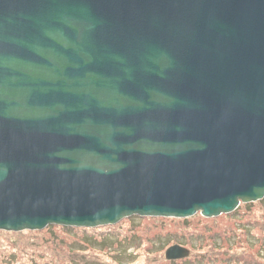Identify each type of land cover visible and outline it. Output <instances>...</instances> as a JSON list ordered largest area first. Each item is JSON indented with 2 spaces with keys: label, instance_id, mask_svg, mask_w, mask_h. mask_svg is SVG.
<instances>
[{
  "label": "water",
  "instance_id": "water-1",
  "mask_svg": "<svg viewBox=\"0 0 264 264\" xmlns=\"http://www.w3.org/2000/svg\"><path fill=\"white\" fill-rule=\"evenodd\" d=\"M263 197L264 0H0L1 230Z\"/></svg>",
  "mask_w": 264,
  "mask_h": 264
},
{
  "label": "rangeland",
  "instance_id": "rangeland-1",
  "mask_svg": "<svg viewBox=\"0 0 264 264\" xmlns=\"http://www.w3.org/2000/svg\"><path fill=\"white\" fill-rule=\"evenodd\" d=\"M173 244L189 254L174 264H264V197L213 217L134 215L93 228L0 229V264H169L164 253Z\"/></svg>",
  "mask_w": 264,
  "mask_h": 264
},
{
  "label": "bare ground",
  "instance_id": "bare-ground-1",
  "mask_svg": "<svg viewBox=\"0 0 264 264\" xmlns=\"http://www.w3.org/2000/svg\"><path fill=\"white\" fill-rule=\"evenodd\" d=\"M130 216H134V215H130ZM130 216H126V217H130ZM125 217V218H126ZM123 218H121L120 220H122ZM120 220H118L117 221V223L120 221ZM116 223V222H115ZM104 225H113V224H104ZM104 225H97V226H95V227H99V226H104ZM94 227V226H93Z\"/></svg>",
  "mask_w": 264,
  "mask_h": 264
},
{
  "label": "trees",
  "instance_id": "trees-1",
  "mask_svg": "<svg viewBox=\"0 0 264 264\" xmlns=\"http://www.w3.org/2000/svg\"><path fill=\"white\" fill-rule=\"evenodd\" d=\"M106 239H108V237L106 236ZM177 261V260H173V261H168L169 264H174V262Z\"/></svg>",
  "mask_w": 264,
  "mask_h": 264
}]
</instances>
